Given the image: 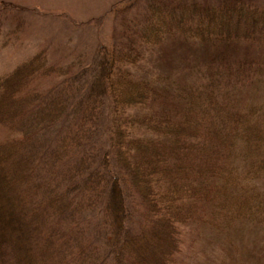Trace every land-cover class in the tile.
Returning <instances> with one entry per match:
<instances>
[{
    "label": "trees",
    "instance_id": "16d2710c",
    "mask_svg": "<svg viewBox=\"0 0 264 264\" xmlns=\"http://www.w3.org/2000/svg\"><path fill=\"white\" fill-rule=\"evenodd\" d=\"M119 2L94 43L52 50L78 27L56 20L0 73V264H175L187 228L264 230V6ZM37 9L0 0V33Z\"/></svg>",
    "mask_w": 264,
    "mask_h": 264
},
{
    "label": "rangeland",
    "instance_id": "374dc122",
    "mask_svg": "<svg viewBox=\"0 0 264 264\" xmlns=\"http://www.w3.org/2000/svg\"><path fill=\"white\" fill-rule=\"evenodd\" d=\"M5 1L19 3L27 8L35 9L36 7L40 11L37 14L42 19L29 30L28 34H23L19 38L12 37L13 39H10L5 33H0V73L11 70L19 62L33 55L46 40H52L49 38L55 36V32L58 31L56 20H71L78 27L71 31L68 30L70 34L64 37L56 32L59 42H53V44L50 42L52 50L58 47L61 42V51H67L68 48L74 49L76 47L73 46L77 44L83 47L82 45L88 42L81 37L86 38L87 35L92 36L89 40L90 44L94 43L95 34L91 32L96 23L85 26L83 22L91 18L105 16L104 25L99 31L101 34H105L107 28L104 26L107 23L110 25L113 18L109 10L114 3H120V0ZM250 1L264 6V0ZM84 28L89 29V32L84 33ZM184 236L182 251L178 254L175 264H264V230L256 228L250 223L238 222L217 233L209 227L195 226L185 229Z\"/></svg>",
    "mask_w": 264,
    "mask_h": 264
}]
</instances>
